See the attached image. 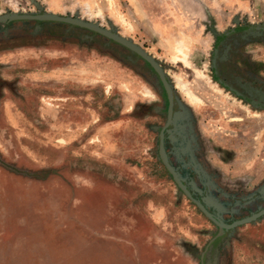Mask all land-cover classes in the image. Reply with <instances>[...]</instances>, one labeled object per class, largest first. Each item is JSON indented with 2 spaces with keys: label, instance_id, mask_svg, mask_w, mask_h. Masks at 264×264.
Listing matches in <instances>:
<instances>
[{
  "label": "rangeland",
  "instance_id": "rangeland-1",
  "mask_svg": "<svg viewBox=\"0 0 264 264\" xmlns=\"http://www.w3.org/2000/svg\"><path fill=\"white\" fill-rule=\"evenodd\" d=\"M0 264H264V0H0Z\"/></svg>",
  "mask_w": 264,
  "mask_h": 264
},
{
  "label": "water",
  "instance_id": "water-1",
  "mask_svg": "<svg viewBox=\"0 0 264 264\" xmlns=\"http://www.w3.org/2000/svg\"><path fill=\"white\" fill-rule=\"evenodd\" d=\"M11 19H48V20H55V21H63V22H69V23H74L76 25L82 26V27H86L89 28L91 30H94L98 33H101L103 35H107L109 37H111L112 39H114L115 41L123 44L124 46L130 48L131 50H133L134 52L138 53L140 56H142L144 59H146L150 65L157 71V74L159 75L165 90L167 91L169 98H170V105H172V99H171V89L168 86V83L166 81V78L163 74V72L157 67V65L153 62V60L151 58H149L143 51H141L139 48H137L136 46H134L133 44L127 42L126 40L110 34L108 31H106L105 29H102L100 27H97L95 25H92L90 23H86L83 21H79V20H75V19H71L69 17H63V16H57V15H11L9 16ZM169 114H168V118H167V123L169 122L170 118H171V107L169 110Z\"/></svg>",
  "mask_w": 264,
  "mask_h": 264
},
{
  "label": "bare ground",
  "instance_id": "bare-ground-1",
  "mask_svg": "<svg viewBox=\"0 0 264 264\" xmlns=\"http://www.w3.org/2000/svg\"><path fill=\"white\" fill-rule=\"evenodd\" d=\"M179 53L182 54V50L178 49L177 50ZM178 60H183L186 62L185 60V55L182 54V57H176ZM186 67V66H185ZM202 78V77H201ZM206 78V77H205ZM180 81V80H179ZM185 85V84H184ZM178 88L183 91V94L186 96V98L188 99L189 102L193 103V102H200V99L194 94L192 93L190 90L186 89L185 86L183 88L182 84L180 82L177 83ZM143 94V93H142ZM148 94V93H147Z\"/></svg>",
  "mask_w": 264,
  "mask_h": 264
}]
</instances>
